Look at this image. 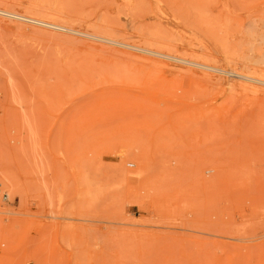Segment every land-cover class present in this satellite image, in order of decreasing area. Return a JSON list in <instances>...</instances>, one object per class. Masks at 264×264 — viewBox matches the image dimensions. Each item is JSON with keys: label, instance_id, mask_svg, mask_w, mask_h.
Here are the masks:
<instances>
[{"label": "rangeland", "instance_id": "obj_1", "mask_svg": "<svg viewBox=\"0 0 264 264\" xmlns=\"http://www.w3.org/2000/svg\"><path fill=\"white\" fill-rule=\"evenodd\" d=\"M0 3V264H264V0Z\"/></svg>", "mask_w": 264, "mask_h": 264}, {"label": "bare ground", "instance_id": "obj_2", "mask_svg": "<svg viewBox=\"0 0 264 264\" xmlns=\"http://www.w3.org/2000/svg\"><path fill=\"white\" fill-rule=\"evenodd\" d=\"M1 4V3H0ZM206 8V7H205ZM31 10V9H30ZM33 11V10H32ZM0 13H2V12H0ZM33 13V12H32ZM3 15H4V13H2ZM55 14V13H54ZM1 15V14H0ZM10 16V17H12V18H15V19H22V20H24V19H26V18H24V17H18V16H16L15 14H10L9 12H7V13H5V16ZM62 16H64V15H62ZM58 20V19H57ZM29 21L30 22H34V23H37V24H40V25H43V26H46V27H51V28H56V29H66L64 26H60V25H57V24H54V23H47V22H45V21H41V20H36V19H29ZM57 22H59V21H57ZM13 23V22H12ZM64 23V22H63ZM106 24V23H105ZM99 28V27H98ZM107 29V28H106ZM72 30V29H71ZM162 30V29H161ZM73 31V30H72ZM71 31V32H72ZM110 31V30H109ZM34 32V31H33ZM36 32V31H35ZM41 32V31H40ZM112 32V31H111ZM110 32V33H111ZM101 33V32H100ZM46 34H48V33H46ZM108 34V33H107ZM51 35H52V33H51ZM112 35V34H111ZM55 36V35H54ZM110 36V35H109ZM225 36V35H224ZM115 37V36H114ZM73 38V37H72ZM106 38V37H105ZM101 41V40H100ZM108 41H111V40H108ZM111 42H113V41H111ZM82 45V44H81ZM228 49V48H227ZM259 49V48H258ZM150 52V51H149ZM244 52V51H243ZM150 54V53H149ZM238 55V54H237ZM247 56V55H246ZM238 66V65H237ZM244 66V65H243ZM233 69V68H232ZM243 69V68H242ZM119 70H120V68H119ZM123 70V69H122ZM115 72V71H114ZM123 73V72H122ZM246 73V72H245ZM252 74V73H251ZM222 75V74H221ZM242 78H244V79H247V80H249V79H251V78H248V77H245V76H242ZM261 82H263V81H261ZM261 84H263V83H261ZM264 85V84H263ZM87 106V105H86Z\"/></svg>", "mask_w": 264, "mask_h": 264}]
</instances>
